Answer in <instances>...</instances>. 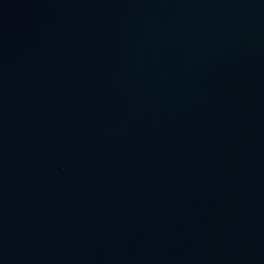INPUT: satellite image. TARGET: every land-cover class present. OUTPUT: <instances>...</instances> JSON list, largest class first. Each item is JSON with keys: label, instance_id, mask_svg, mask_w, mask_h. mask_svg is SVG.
<instances>
[{"label": "water", "instance_id": "95a60500", "mask_svg": "<svg viewBox=\"0 0 264 264\" xmlns=\"http://www.w3.org/2000/svg\"><path fill=\"white\" fill-rule=\"evenodd\" d=\"M0 264H264V0H0Z\"/></svg>", "mask_w": 264, "mask_h": 264}]
</instances>
